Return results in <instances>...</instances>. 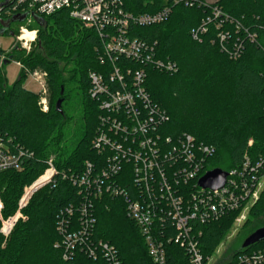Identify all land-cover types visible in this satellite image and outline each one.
Instances as JSON below:
<instances>
[{"label": "trees", "instance_id": "trees-1", "mask_svg": "<svg viewBox=\"0 0 264 264\" xmlns=\"http://www.w3.org/2000/svg\"><path fill=\"white\" fill-rule=\"evenodd\" d=\"M195 1L194 6H185L173 5L174 0H121L133 14L154 13L173 5L166 21L132 28L133 35L156 46L159 59L170 58L178 67L176 72H167L147 65V89L170 115L166 127L169 135L187 132L214 145L216 154L209 163L212 168L229 170L239 167L246 153L254 162L264 154V0ZM214 7L232 21L218 27L223 19L214 18ZM15 15L2 19L12 20ZM208 18L212 20L206 33L201 40H195L192 28ZM34 19L37 26L29 27L37 29L38 34L32 50L26 52L18 44L7 54L23 65L17 80L9 84L6 72L0 70V131L12 139L13 147L19 145L33 153L22 170L0 172L3 216L9 218L17 212L25 187L46 171L50 159L58 174L53 183L34 193L22 210L24 217L16 222L8 238L0 231V264H108L102 257L93 259L80 250L74 260L65 261L62 249L55 244L61 240L56 228L60 211L83 197L62 172L81 173L87 160L98 161L100 157L92 140L101 110L89 93V73L112 66L100 61L102 39L97 31L72 18L68 11L34 15ZM18 33L15 29V36ZM222 33H228L223 43ZM235 44H241L237 56ZM70 63L75 65L74 74L65 79L62 64L67 67ZM37 69L47 73V111L38 104L40 93L24 87L29 72ZM72 81L79 85L82 129L77 143L67 145ZM59 98L63 99L60 109ZM250 138L254 140L251 146ZM93 202L97 219L95 239L114 245L123 264H154L123 199L102 194L94 197ZM263 215L264 190L246 223ZM236 216L232 213L202 226L201 249L205 256L216 252ZM165 248L168 264H190L180 244L166 242ZM241 251L242 246L236 253Z\"/></svg>", "mask_w": 264, "mask_h": 264}, {"label": "built area", "instance_id": "built-area-1", "mask_svg": "<svg viewBox=\"0 0 264 264\" xmlns=\"http://www.w3.org/2000/svg\"><path fill=\"white\" fill-rule=\"evenodd\" d=\"M0 0V20L15 14L28 13L26 25L19 27L14 42L7 49L0 45V70L11 61L7 54L18 43L30 50L38 30L29 29L34 37L24 36L34 15H50L60 10L94 28L102 39L100 61L112 68L102 72L91 71L90 96L101 110L99 124L92 140L98 161L87 160L81 173L67 178L78 189L82 199L60 211L56 228L61 240L65 261L75 259L78 250L89 257H102L108 264H123L117 248L111 243L95 239L96 216L93 198L108 194L122 198L128 216L145 239L147 253L154 264H168L165 244L175 242L185 248L190 264H264V241L243 248L229 258L205 256L201 249L202 226L236 214L235 221L245 220L264 190V154L254 162L246 153L239 167L225 170V185L218 189L204 188L199 179L209 170V160L216 154L214 145L197 140L184 132L169 135L170 115L153 100L147 89V65L167 72H176L177 64L170 58L159 59L155 45L132 34L135 26H150L166 21L173 5L194 6L195 0H174L154 13L133 14L125 9L121 0ZM200 4V3H199ZM214 18L232 21L220 9L213 8ZM212 18L192 28L191 35L201 40ZM3 26L0 22V34ZM228 33L220 34L221 43ZM17 39V40H16ZM236 46L235 56L241 48ZM224 49V47H223ZM21 68L23 65L17 62ZM106 66V65H105ZM47 94V73L29 72ZM42 110H48L47 99L42 96ZM252 145L251 140L248 143ZM32 152L12 145L0 131V172L22 170ZM58 170L52 159L48 168L31 185L25 187L17 212L3 216L5 208L0 194L1 233L8 238L16 222L23 218L22 210L35 192L54 182Z\"/></svg>", "mask_w": 264, "mask_h": 264}, {"label": "rangeland", "instance_id": "rangeland-1", "mask_svg": "<svg viewBox=\"0 0 264 264\" xmlns=\"http://www.w3.org/2000/svg\"><path fill=\"white\" fill-rule=\"evenodd\" d=\"M208 1L213 2L216 0H208ZM26 23H27L26 21H24L22 23L15 21V22H13V27H15V29L19 30V25L20 24L26 25ZM31 25H32V27L37 26L36 20L34 18H33V23ZM28 29H32V28L28 26ZM14 40H15V38H12L8 33L0 34V45L4 49H7L10 46V44L14 42ZM34 43L32 44V47L30 50L24 49L23 47H21V48L26 50V52H30L34 46ZM18 44L21 46L20 43H18ZM74 66L75 65L73 63H70L67 67H64V64H62V67L64 68V70L62 72L63 78L69 79L71 77V75L74 74L73 73L74 72L73 71ZM21 70H22V68L20 67V65L15 60H11L5 66L6 77L8 79L9 84H13L17 80V78L20 75ZM70 85H71V89H70L71 90V96H73V101L69 104V108L67 109L69 116L72 117L71 121L68 125V131H67L68 134L66 136L67 145H73V144L77 143V140H78L77 137L80 134L81 129H82V119H81L82 109H81V106L79 104L80 103L79 102V96H80L79 92L80 91L78 88L79 85H78V82H76V81H72V84H70ZM24 87L27 90H30V91L36 92V93H39L41 91L40 84L36 80H34L33 76H31V75H28L25 78ZM42 96L47 99V103L49 104L50 94H49L48 90H47V94H45V95L40 94L39 102H40ZM39 106H40V108H42V105L39 104ZM65 106L67 107V102L65 103ZM250 140H251V143L253 144V142H254L253 138H250ZM212 166H213V164H210L207 166V168L210 169V168H212ZM248 217H249V214H247L246 219L245 220L243 219L241 222L234 221L233 226L231 227V229L227 233L225 239L221 242V244L217 248L216 252L214 253L215 258L224 259V258L231 257L234 254V252L238 251L241 248L242 241L248 234H250L251 232L256 230L258 227L264 225V215L262 217L252 219L250 221V223L247 224L246 222L248 220Z\"/></svg>", "mask_w": 264, "mask_h": 264}, {"label": "water", "instance_id": "water-1", "mask_svg": "<svg viewBox=\"0 0 264 264\" xmlns=\"http://www.w3.org/2000/svg\"><path fill=\"white\" fill-rule=\"evenodd\" d=\"M4 4H8V0H5ZM28 16V13L24 14H17L14 16L12 20H1V24L3 26L1 32L7 33L9 32L10 36H14L13 31H9L10 25L12 22L15 21H25ZM64 92V87L61 88V94ZM63 103V99L60 98L57 101V108H61V105ZM228 173L224 169L221 168H214L212 170H209L206 172L200 179H199V185L204 188H211V189H218L225 185L226 179H227ZM264 241V227L259 228L255 230L253 233H251L243 242L242 247L246 248L251 245H255L257 243Z\"/></svg>", "mask_w": 264, "mask_h": 264}, {"label": "flooded vegetation", "instance_id": "flooded-vegetation-1", "mask_svg": "<svg viewBox=\"0 0 264 264\" xmlns=\"http://www.w3.org/2000/svg\"><path fill=\"white\" fill-rule=\"evenodd\" d=\"M9 31H13V32H14V36L16 35V34H15V27H13V22H12L11 25H10ZM262 227H264V225L258 227L257 229L262 228ZM257 229H256V230H257ZM254 231H255V230H254ZM254 231H253V232H254ZM253 232H251V233H253ZM251 233H250V234H251ZM250 234H248V235L243 239L242 244H243V242L245 241V239H246Z\"/></svg>", "mask_w": 264, "mask_h": 264}, {"label": "bare ground", "instance_id": "bare-ground-1", "mask_svg": "<svg viewBox=\"0 0 264 264\" xmlns=\"http://www.w3.org/2000/svg\"><path fill=\"white\" fill-rule=\"evenodd\" d=\"M26 37H34V33H32L29 29H27L24 33V36L22 38H26Z\"/></svg>", "mask_w": 264, "mask_h": 264}]
</instances>
